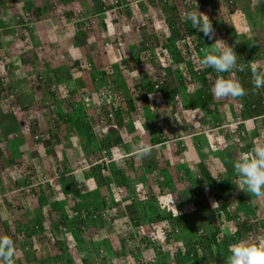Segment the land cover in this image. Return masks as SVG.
I'll list each match as a JSON object with an SVG mask.
<instances>
[{
	"label": "trees",
	"instance_id": "obj_1",
	"mask_svg": "<svg viewBox=\"0 0 264 264\" xmlns=\"http://www.w3.org/2000/svg\"><path fill=\"white\" fill-rule=\"evenodd\" d=\"M67 1L71 2V0H61V3L67 4ZM214 1L219 0H211V3H214ZM2 2L3 0H0V7L4 5V3ZM23 3L24 7L22 8L24 9H28L29 7L34 5L33 0H23ZM156 3L160 6H156ZM131 4H134L132 0H122L120 1V4L117 5H113L111 1V7L107 8H114L116 10L114 12L115 17L109 20L110 25L113 26V24L116 25V23L117 25H119L121 21L129 22L132 18V15L135 13V11L134 13H132L133 8L131 7L133 5ZM224 5H226L227 9L229 8L232 12H234V9L238 7L236 0H225ZM138 6V14H140L143 21L141 20L140 24L136 26L137 31H139V36L135 40L136 44L133 42L131 44H135V46L133 45V47H131L132 53L129 54L130 60L120 61L117 65L107 68L106 70H102V65L99 60V54H96L94 56H91V54H87V59H74L71 66H67L66 62H63L55 71H53L56 80L53 79L52 82H48L45 86V93L48 96L50 95L51 98L49 106H52V110L46 112V114H49L47 118L51 119L49 121L52 123V125H50L52 128L50 127V129H42L39 123L35 121V119H26L25 122H29V127L31 126L29 134L26 135L25 133H19L21 132L19 130H13V134H16V139L12 141H14L13 145L18 149V151L10 150L11 156L9 157V159L3 158L4 151L3 147L1 146L2 138H0V157H2L5 166H7V164H11V166L15 170L19 171L16 173L18 174V176L15 179H12L13 183L11 184V186H18L17 184L22 182L23 177L28 176L33 179L40 172L39 157H42V154L36 149L43 150L45 151L44 153L46 155H49V153H51L50 149H53V146L55 144L67 145L69 135L73 133L78 137L79 143H77V148H72V152L69 155V160L61 164H59L58 162L55 163L56 177H59L58 183L61 184L62 187H69L71 189L73 187V183H65L69 179H65L64 175L67 177L68 174H71L74 170H76L75 168H77V170H81V172L84 171L83 175L86 176V179H90L92 181L96 189L92 195L90 193L86 194V196H88L90 200L94 201V203L92 204L96 205V207L94 209L83 210V212L85 213H83L82 215H80L81 211L80 208L76 207L77 205H75L74 208L67 205L69 212H65L66 214L64 213L65 208L63 207L62 209H59L57 204H52V206H49L48 210V207L44 208L45 204L41 202L40 198L37 197L36 200L32 199L29 203L32 204L31 207L22 206V204L17 206L15 214H19V217L15 219V221H18L15 228L10 229L7 224L3 222V218H0V236L6 235L13 239L15 246L20 253V255H17L18 257L24 255V258L28 261L29 258H27L26 254L27 250H29L30 247L36 248L38 243L47 239L49 250H39L48 254V259H43L45 260V262L42 264H47L50 259L58 261V259L62 257L60 256L61 253L59 254V256L53 257H51L52 254H50V252L52 253V250H55L56 248L58 249L59 244L62 242L55 234L57 229L60 227H67L69 229H72L73 231H79L80 229L84 228L86 224L88 227H92L97 221L99 223L100 221H106L105 217H108V212L104 211V209L102 208L105 199L103 197H99L100 200L97 201V196H99L96 193L97 189L105 186L109 187L111 185L112 190L113 188H115L119 191H123L126 190L127 187H130V182L129 179L125 176L126 173L124 172L123 165L119 166V163H114L116 162L114 151L117 149L120 151V147H122L123 145V139L119 136L118 132L120 126H122V122L119 119V117H121V107H125L126 110L130 112L134 110L133 100H137V97H140V99H144L145 101H149L148 96L151 94V92H153V86H150V84L144 82L145 80H143L144 77L142 75H146V73L142 71V68H139L138 70H140L139 73L143 80L140 84H138L139 86L137 88H134L129 85L127 89L120 88L124 89V91H121L118 88V90L116 91L115 86L112 85L117 84L121 81L120 66L125 67L126 65L131 66L140 65L141 63H154V67L158 68L160 58H158L157 54H154L152 52V54L149 53L150 51H152V49L158 48L160 51H162L160 53L158 52V54L167 56V62H169L170 64V68L166 70V75L162 80L163 82H161V87H159V92L164 99L168 98L173 101L176 99V96L182 95L183 98H186V106L188 107V109L194 111L195 113H199L201 111H213L217 113L218 111L216 109L218 107H223L224 105L220 102L222 101V99H218L213 96L211 89L214 85L215 80L219 78L220 75H224L227 78L228 73L218 74L213 69L208 68L205 69L203 73L198 75L195 73V69H189L190 77L193 80H196L198 83L197 88L192 92L187 91L182 77H178L176 74H174V72H179L177 65L184 62H189V60L199 61L202 58V53L200 50L202 48L212 47V44L215 42L213 39H209L208 37H206L202 32L192 28L190 21L182 19V17H186V14L189 13V11L177 14L178 12H180L177 7L174 6L173 3L170 6V4H168L166 0H141L138 3ZM186 6L188 9L192 7L190 6V2H188ZM3 7H8V5L6 4ZM157 7L161 9L162 14H166V20L164 19L159 24L155 25V23H150V16H148L147 13L154 8L156 9ZM217 8L218 5L212 6L213 11L217 12ZM103 9L104 6H97V8H95V12L102 13ZM45 10L46 8L42 6H35L34 10H30L32 11L31 16L28 15L30 14L29 12L27 13V17L29 18L23 19L17 17L14 28H8L9 30L1 29L0 35L8 36V39L11 38L12 41H25L27 37H30L29 33H32L31 27L33 26V22L31 17L34 19H36V17L39 18L42 14H44ZM217 13H214V16H216ZM176 15L180 16L181 19L177 24L178 27H176V23L172 21ZM210 20L212 21L214 28L215 25H217V22L213 19ZM50 21L48 23V27L51 26ZM223 24L224 26L222 28L224 29L219 30V34L225 35V32L231 33V31L233 30L232 27L225 23ZM180 28L183 33L181 32ZM86 31L90 32V29L86 27ZM159 31H161V34L164 35L161 40H158L157 33H159ZM78 35L82 38H87L85 37V31H82ZM185 37H189V39L185 41ZM128 41L129 39H126V42ZM53 45L54 44H52V46ZM90 48L93 50L92 47ZM37 62H39V59ZM32 64L36 65V61H33ZM171 67L173 68L172 70ZM174 67L176 68L174 69ZM94 71L95 73H93ZM96 71H99V73L96 74ZM58 72L59 76L67 82L72 80L74 74L88 73L92 84L95 86V92L98 93V90L102 87L111 85V92H113V94L115 95L118 94L120 96L121 103L119 105L116 103H113L110 106L103 105L99 108V112L103 114L102 116H89L88 118L87 114L84 113L86 108H84L83 98L80 96L81 94L78 93V98H75L77 103H71L67 101V103H65L64 105V108L66 109L64 111V113L66 112V117L64 118V120L65 122L68 121V123L70 124L69 126L73 129L69 128L66 130V133H68V138L65 137L63 141L61 138H59L60 124L58 120L60 119V113L58 111V105L56 103V98L54 95V87L56 88L57 80L60 78H57ZM237 73L239 74V76H242L244 72L237 71ZM247 75L248 78L250 76L251 81L249 79L246 80L247 77L245 79V77L243 76L241 79H239V81L245 86V88L249 90L248 95L238 98L239 101H244V105L242 104V108H240L239 110L242 115L241 123L236 125V122L234 120L233 122L235 125L230 128L229 132L223 134L220 142L218 143L217 141H214L215 145H219L222 147L224 146V148H222L221 152L216 158L218 159L217 162L223 167L222 169L224 170V172L226 171L228 178H222L219 180L214 179L213 177L215 176L210 175L205 166L200 163L198 164V170L196 172H193L189 169H176V176L173 180L171 173L165 166L163 171H161L162 179L160 182H155V180L152 181L150 179L148 180L149 184L141 183L147 190V200L130 202L131 204L129 203V205L126 206L125 212L128 210L130 213V218L128 217L130 220V224L129 222H126L128 221V218H126L125 215L128 212L118 215V218L120 219H124L125 217L126 221L123 222L124 226L131 227V229H133V227L136 229L139 228L141 226L140 222L144 217H147L146 219H148L150 223H154L158 220L166 221L167 219H170L172 221L173 227H175L176 229L180 227V231H178V234L173 237H176L177 240L183 243L182 247L176 250H185V252L181 253L179 251H176L174 260H172V264H208L210 258H213L214 261L220 264H224L226 263L225 261L227 260V257L230 255L229 249L233 244L240 241L256 243L253 233L254 224L250 223L251 221L245 218V216H234V218H238V221H232L230 227H234L235 229L232 233L223 235L222 230L219 229V226L224 225L225 222L227 223L228 220L233 218L231 215L232 212L227 210V207L230 206V204H227V201L223 197L224 195L226 196V198L233 197V189L234 187H236V185L233 183V181L236 179L233 170V162L235 161L233 152L236 150L241 151L244 149V154L251 153V143L248 142L250 145L247 143L245 146H243V140H245V137H247V132L246 128L242 124V120L251 118V116L253 118L264 116V107H262L261 105L262 96L259 95L258 91H251L253 87L251 70H248ZM1 81L2 80L0 78V99H5L4 101L7 103L8 96L4 95L5 92L2 89L3 84L1 83ZM141 88H144L145 95L140 96L139 92ZM81 91V93L85 94V96L90 97L91 105L95 103L98 104V107L101 106L97 93L94 92V94L96 95L94 99L90 91L86 89H83ZM182 91H184L185 95L181 94ZM73 93L74 90L71 94ZM216 101H218V103ZM23 102L24 101L22 99L16 98L15 100H11L10 105L6 104V109L3 107L2 110H0V127L2 130L4 129V127L8 126L9 123L10 127L16 125L17 120L14 113L15 107H17L18 109L22 108ZM151 102L153 104L156 102L155 97H152ZM25 109H29V107L25 106ZM168 110V107H161L159 109H157L156 107V111L154 112L152 109L150 112V115L152 116L146 115V120H144L142 124L145 125L146 129L155 128L156 124L158 125L156 121L160 114V116L163 117L160 118L161 123H165L168 126L169 121L174 120L173 118L176 116L175 112H171ZM96 114H98V112ZM71 118L76 119L71 120ZM99 119H101L102 121V125L99 126L100 132L98 130H95L96 124L98 123ZM114 122L115 125L113 126ZM214 127L216 128V130L219 129L218 125H215ZM214 127L213 129H215ZM69 131L71 133H69ZM169 133L170 134H164L162 133V131L158 130L157 141L161 139L160 144L165 145L166 152H175L173 142L178 134H175L173 131H170ZM196 144H200V147H197ZM196 144L195 147L198 148V150H200V148L202 149L204 146L201 144V142H199V140L196 141ZM6 145H8L7 150H9L10 145L8 143H6ZM183 149H185V147ZM172 154L174 155L177 153ZM208 156H210V153H208L207 151L204 158ZM20 158L24 159L28 164L25 166L22 163V159ZM27 160H30V162H28ZM169 162H171L170 158H168V164ZM71 164H78V166L72 169ZM104 173H109L110 177H107V175L105 177ZM17 179L18 181L16 182ZM0 180H3L1 176ZM108 180H110V183L107 182ZM156 183L159 186H157ZM179 183H185L186 185H188L187 188H190V190H186L181 198H178L179 200H177L176 202L174 201V203L176 204L174 205L179 209L180 214L176 215V217L175 215H173L171 209V214L166 218L160 212V206L163 205L161 197L172 196L175 200V194H178L176 187ZM82 200L86 201L87 198L83 196ZM213 204L216 205V208L213 207L214 210H211ZM98 207H100L101 209H99ZM182 209H185V214H181ZM216 211H219L218 213L221 212L224 222H218V219L216 221V218L213 216ZM208 213H210L211 218H207ZM143 215L144 217H142ZM24 216L29 219V222H23ZM114 216L116 217L117 214H114ZM180 218L185 219L184 226L182 225L183 229L181 228V224H179L178 221ZM193 220H197V224L189 223V221ZM256 220H258L259 222H264V214H262L261 217L259 216ZM212 222H215V227L211 226ZM146 225H149V223L147 222ZM182 230L188 231L187 235H183ZM243 233H247L245 234V239H243ZM49 235H51L52 240L49 239ZM124 237H126L127 239L124 241L120 239V242L117 245V249H114L115 252H111L110 256L115 257V259H117V257L119 256V253L121 254V256L125 255L126 249L129 247L128 245L130 243H135L138 239H140L137 237V235L134 234V231L129 230L127 233H125ZM171 239L173 238L170 237L169 234L167 237H165V240H167L168 242H170ZM19 248L21 250H19ZM36 251L39 253L38 250ZM63 257V264H73V259L70 255H64ZM99 258L101 257L98 256L97 259ZM84 263L86 262L84 261Z\"/></svg>",
	"mask_w": 264,
	"mask_h": 264
},
{
	"label": "rangeland",
	"instance_id": "obj_2",
	"mask_svg": "<svg viewBox=\"0 0 264 264\" xmlns=\"http://www.w3.org/2000/svg\"><path fill=\"white\" fill-rule=\"evenodd\" d=\"M73 1L79 2L80 0H73ZM236 1H237L238 7L236 9H234L235 11L233 10L234 12H232L229 8L227 9L226 5H224L225 0L214 1V3H211V0H192L191 2L193 4H195V7L193 5V7L188 9L187 6L184 5L180 10L177 8L180 11L177 14L183 13L186 11H189V12L200 11V12L208 15L210 19H213L214 21H216L217 25H215V27H214L215 38L213 40L214 41H215V39L223 40V41H225V43H228V45L232 46L235 49V51L238 55V63H243V64L248 66L246 68V70L243 71L244 73L242 75L246 79V77L248 76L247 75L248 70L250 71L252 65H256V67L259 70H264V9H263L264 0H236ZM33 2H34L33 3L34 5L29 7L28 9H24V8H22V7H24L23 0H3L2 3H4V5H2V7H0V30L1 29L6 30L8 28L9 29L14 28L15 21L17 20V17L23 18V19L29 18L27 16L28 15L31 16L32 11H30V10H34L35 6H42V7L46 8L44 14H42L39 18L36 17L37 20L31 17L32 22H33V26L31 27L32 33H29L30 37H27V39L25 41L24 40L12 41L11 38L8 39V36L0 35V46H1L0 47L1 48L0 49V60L7 59L8 61H5V62H8V64H9L8 65L9 68L7 70L6 67H4V66H6L5 63L0 62L1 67L3 66V68H0V78L2 80L1 83L3 84L2 89L5 92L4 95H7L8 97H10V98L7 97V99H9V100H15L16 98H20V99L25 101L24 102V109L23 108L17 109V107H15V111H14L16 118H21V120H22V124L20 125V127L23 125V123H25L26 119H30L29 117L31 114L37 113L38 108H36V107H37L38 101L40 99V98H38V94L44 93L43 96H45V95L47 96V94L45 93V91H46L45 86L46 85L45 86L42 85V83H43L42 81L45 79L47 81V83L52 82V80H53L52 79V71H54L56 69V62L55 61L58 60L57 62L60 63V59L66 60L67 66H71V64L73 63L72 61L75 58L76 59H86L87 54H91V56H94L96 54L98 55L99 52L96 53L93 51L94 53H91L92 50H91L90 46L92 44H90V43H87V42L81 43V41H76V43H78V44H76L74 41H73L74 42L73 43L72 42V40H74L73 33L75 31V34L78 35L83 31L82 28L84 27L86 19H81V18H82V16L85 17L84 12L85 13H95V8H97V6L99 7L101 3H102V5H109L110 4V0H103V1L102 0H89L87 9L82 10L80 8H77V9H80V12L83 15H81V18L79 17V19L76 20V18L75 19L70 18L72 13H73V11L70 10L71 8L73 9V7L71 6L72 2L69 3L67 1L68 2L67 4L66 3L62 4L61 0H33ZM196 3H197V6H196ZM6 4L8 5V7H3ZM213 5H218V8H217L218 13L216 11H213V9H212ZM156 6H160V5L156 3ZM137 7L138 8L135 9V6H133L132 13H134L133 11H135V13L132 15L131 20L129 22L127 21V24L124 23V24L119 25L120 29L121 28L123 29L124 25L127 27L129 26V28H127L126 30H123L125 32L122 31V33L120 30L117 31L118 34H120L118 36V38L120 37L119 41H120V43H122V46H121V44H119V48H117V49L126 55H129V53H126V47H127L126 43H125L126 39L128 40L129 35L134 34V33H136L135 34L136 39L139 36L138 35L139 31H137L136 26H138L140 24L142 17L140 16V14H138L139 6L137 5ZM24 11H27V12H24ZM28 12L30 14L27 15ZM214 13H217L216 16H214ZM147 14H148V16H150V20H149L150 23H152V24L155 23V25L159 24L164 19L166 20V14H162L161 9L158 7L156 9L155 8L152 9ZM62 16H63V18H62ZM95 17L97 18V16H95ZM72 18H74V15L72 16ZM96 18H94L95 19L94 24H92L90 27V32L89 31H88V33L85 32V34H86L85 37H87L86 39H90L92 42H93V40H95V41L107 40L112 45L113 44L112 43V36L110 35L108 37V34L106 33V30L104 27L105 26L104 25L105 20L104 21L103 20L102 21H96ZM65 19H67V20H65ZM50 20H52V27L50 26V28H52V33L48 32V34H47L46 28L49 26L48 23ZM180 20H181L180 16L176 15L172 21L174 23H176V27H178L177 24L180 22ZM53 22L55 24H57V26H58L57 29H55V30H53V28H54ZM124 22H126V21H124ZM105 23L107 24V22H105ZM223 23H225L229 26H232V29H233V27L236 28V30L233 29L231 31V33L225 32V35H222V34L220 35L219 30L224 29V28H222L224 26ZM68 27H73V28H71L73 30L72 33L68 30ZM117 27H118V25H117ZM108 29H109V27H108ZM158 30H160V29H158ZM180 30H181V28H180ZM181 32H182V30H181ZM157 34H158V40H161L164 37V35L161 34V31H159V33H157ZM52 44H54V45L52 46ZM73 44H74V46H73ZM99 45H100V43H97V47ZM237 45H238V48H237ZM112 48H113V50H116L113 46L109 50H112ZM106 51H104V53H106ZM100 52H101V49H100ZM151 52L154 54H158V52L160 53L162 51H160L158 48H155V49H152V51H150L149 53L152 54ZM251 58H253V59H251ZM38 59H39V62H37ZM99 60H100V58H99ZM33 61H36V65L32 64ZM190 61L191 60H189V62H184V63L177 65V68H179L178 69L179 72L178 73L174 72V74H176L178 77L179 76L182 77L183 82H184L185 87L187 88L188 92H192L194 89H196L198 83L196 80H193L190 77V75L185 79V76L182 74L181 69H183V70L188 69V73H189V69H195L196 74L198 72L203 73V71L205 70V69L202 70L198 67L199 61H197V60H192L191 62ZM100 62L102 63L101 60H100ZM104 62L106 65V64H110V62H112V60L109 61V59H108ZM60 64H62V63H60ZM162 64L166 67V64H169V62L167 63L164 60L162 62ZM154 66H155L154 63L153 64H151V63H146V64L143 63L142 64L141 63L140 65H131V66L126 65L125 67L120 66V68H121L120 69L121 70V82H119L118 85L120 83H122L123 80L126 79V81L130 82L131 87H134V88H137L139 86L138 84H140L143 80H146L147 84H150L151 86H152V84H158L161 87V82H163L162 80L164 79V77L166 75L165 73L167 72L166 71L167 69H162L163 67H161V66H160L161 68L160 67L156 68ZM139 68H142V71L146 73V75H142L144 77L143 80H142V77L139 73V71H140V70H138ZM175 68L176 67H174V69ZM172 69L173 68L171 67V70ZM235 72H237V71H235ZM235 72H233L234 74L231 73L230 76L232 79L239 81V79H241L242 76H239L238 73L235 74ZM40 73H41V75H40ZM38 75H40L41 78H43V79L36 81V79L38 78ZM86 75L87 74H84L83 76H85L87 78ZM75 76L77 77V74ZM139 78L141 79V82H140ZM248 79L251 81L250 76H249V78L247 77L246 80H248ZM59 80H60V78H59ZM74 80L77 82L78 79L76 78ZM60 81H62V79ZM59 82L57 81V83H59ZM65 82H66V84L68 83L67 81H65ZM65 82H62V83H65ZM118 85L114 84L112 86H115V89L118 90V89H120ZM39 88H42V89H39ZM258 92H259L260 96L264 97V89L258 90ZM181 94L185 95L184 91H182ZM58 97H60V94L57 95V98ZM32 98H35L36 101H33ZM176 98H177L176 99V101H177L176 106H179V109L176 110V113H178V115H181L179 117L183 120L184 124H187V127H183V128H180L178 130L177 126L175 124L176 121L173 122L171 127L169 124L167 126L165 123H161L160 118H162V117L159 116L156 123H158V124L160 123V125L162 126V129H163L162 133H165V131H166L167 134H170L169 133L170 131H177L178 130V131L184 132V134L189 135V134L193 133V130H196L199 128V130H200L199 132H201V133L194 134V137H195V135L200 136V137H205L206 142L209 144H212V142H213L212 138L214 137V135H216V133H217V135L221 134V133H219L220 130H219V132H218V130L214 131L213 127H209V125H214V124L218 125L220 129H223L222 135L227 132V129H226L227 125L225 123L226 122L225 121L226 115H225V112H223L224 110H222V108L228 107V108L232 109L233 114H236V116H238V111L240 110V104L238 103L240 101L238 98H224V99H222V101H220V102L224 105H223V107H219L220 109L218 108L219 111L217 113H215L213 111L212 112L211 111H208V112L207 111H204V112L201 111L199 113H195L194 111H191L190 109H188V107L186 109H182V107H180V105H179V102L184 101V104H186L187 103L186 98H183L182 95L176 96ZM4 100L5 99H0V110H2L3 107L4 108L6 107L7 103ZM46 102H44V104H46ZM216 102L218 103V101H216ZM158 103L161 104V102H158ZM25 106L29 107V111H28V109H25ZM84 107L89 108V106H84ZM169 108H171V107H169ZM62 109L63 108L58 107L59 112H61ZM168 111L174 112L170 109ZM100 114L101 113L98 112L97 116H99ZM176 116H177V114H176ZM199 122H202V123L199 124ZM235 122H236V120H235ZM142 123H143L142 120L139 121V123H138V121L132 120L127 124H133L134 127L137 129L136 132H138V130H139L141 133H143L147 137V133L144 131V130H146L145 125H143ZM6 124H8V123H6ZM9 124L7 126L8 131L10 130ZM162 124H164V126ZM153 126H154V124H153ZM49 127H51V126H49ZM45 128L46 127H42V129H45ZM188 128H190V130H188ZM260 130H261L260 131V137H264V127H261ZM159 131H161V129ZM209 132H212V133H209ZM67 134L68 133H66L63 128H61V130H59V138H61L63 141H64L65 137L68 138ZM208 134H211L210 135L211 137H209ZM144 135H142V136L144 137ZM187 135H184V136L186 137ZM74 136L75 135L73 133L70 134L69 139L74 137ZM143 137H142V140H143ZM0 138H2L1 146H3V147L7 146L6 143L8 141V143L10 145L9 149L13 150V151L14 150L18 151V149L13 145V143H11L12 138H14V135L12 132L6 133L0 127ZM123 138H124L125 142L122 145V147L123 146L125 147V152H126L125 155L122 154V152H121L122 150L119 151L118 149L114 151V154L116 155V158L119 157V160L124 159V162L120 163L121 161H119V163L122 164L124 167V172L126 173L125 176L129 179V182H130L129 186L130 187L129 188L127 187L126 190L119 191L118 189H115V188H113V190H112V187H110V186L109 187L105 186V187H102L99 190V192H101V194H104L103 195V198L105 199L104 205H103V207L101 206L104 209V211H106V212L108 210L111 212L113 211V213L117 214V216L119 214H122V213L124 214V213L128 212L126 215H128V217H129L130 213L128 210L125 212V208L130 202L143 201L144 199L147 200V197L145 195V188L142 185L144 181L141 182V180H139V179L137 181L133 180V178H135L136 171L142 170L143 167H141V166L146 165L147 160L145 161V163L140 165L138 170L133 172V169H132L133 167L129 168V163H128L127 159L132 160L133 164H137V163L141 164L139 159L137 158L136 154L129 153V152H133L130 150H131V147L133 146V143H135V142H132V140H130V138L127 137L126 135H124ZM210 138H211V140H210ZM69 142H70V140H69ZM53 143H54V141H53ZM189 147L190 146H187V144H185V150L184 151H186V152L188 151L189 155H191V154L193 155L192 150H190ZM164 150L165 149L164 148L162 149L161 147H157V148L152 149V151L154 153H160L162 158H164V156H162V152ZM65 151H66L65 152L66 155L69 156L70 152H68V147L67 148L65 147ZM184 151H182V152H184ZM182 152H180V153H182ZM121 154L124 158H120ZM178 155H179V152L177 153V156ZM9 157L10 156L8 154L6 157H4V155H3L4 159H9ZM190 157H188V160L191 159ZM20 159H22V158H20ZM47 159H48V161H52V171H55V169H56V167H55L56 162L61 164V163H64L67 161L66 157L60 155V153H58V156H56L55 151H51V153H49ZM39 161L46 163V160L41 158V157H39ZM180 161H181V158L175 159V163L178 162L181 165H182V162H185V161H181V162ZM28 162H30V160ZM187 162H189V161H187ZM22 163L25 166L28 164L24 159H22ZM152 163L151 164L149 163V164H150V166H152L151 169H152V172L154 173L153 176L156 177L153 180H155V182H156V181H159L160 177H158V176H160V173L159 174L157 173V166L155 165L154 162H152ZM192 164L193 163L191 162V168H194L192 166ZM7 166H9V165L7 164ZM77 166H78V164H71L72 169H74ZM206 166L208 168H210V166H208V164H206ZM5 167L6 166L2 160V157H0V176L3 178V180H1L2 183H4L6 179L9 181L10 175L12 174V172L10 171L11 167H10L9 171L5 170ZM45 168L51 169V165H50V167L48 166V164L44 165V167L41 166L39 168L40 172L43 171L41 169H45ZM75 169L76 170L73 171V174L67 175V179H70V180L72 179L74 182L78 183V182H81V175H80L81 170H77V168H75ZM211 169L215 170V168H211ZM214 170H213V172H215ZM220 170H222L224 172V170L222 168ZM170 171L172 172L171 174L175 173L174 169H171ZM6 172H10L11 174L8 175V173H6ZM108 176L109 175H107V177ZM107 182L110 183V180H108ZM144 183H146V182H144ZM157 186H159V185L157 184ZM31 188H32V186H29V189H31ZM43 188H45V187H43ZM176 189H177V187H176ZM186 190H190V188L183 189V190L178 189V194H175V200L173 199L172 196L161 197L162 202H163V206H160V211L166 218L168 217V215L171 214L170 213L171 209H172L173 215L176 216V215L180 214V211L175 206L176 204L174 203V201L176 202L177 200H179L178 198H181V196L186 192ZM0 191H2V190L0 189ZM61 194L62 193H56V194L54 193L53 198H52V195L48 194V196H49L48 197V202H49L48 204H50V206H52L53 200L56 199L59 209H62L65 205H67L68 201ZM233 194L235 195L236 193L233 192L232 195ZM0 195H1V192H0ZM176 195H178V196H176ZM223 197L225 198L226 201L228 200L227 204L234 202L233 200L229 201L230 199H233V197L226 198L225 195ZM44 204L46 205V203H44ZM1 206L2 207L6 206L3 198H0V208H1ZM164 206H166L165 209H164ZM213 207L216 208V205L213 204L211 210H214ZM77 208H79V207H77ZM167 208H168V212L166 211ZM5 210H7V209H5ZM215 210H217V209H215ZM64 211L67 213L69 212V210L67 208H65ZM15 212L16 211L10 212L9 210H7V216L8 217L5 218L4 223H6L10 229L14 227L15 219H17L19 217V214L17 215V214H15ZM218 212L219 211H216L215 214H213V216L216 218V221L218 219L219 220L218 222H220V221L224 222L222 219L221 212L220 213H218ZM185 213H186L185 209H182L181 214H185ZM210 213H211V211H210ZM210 213H208L207 218H211ZM108 214H110V213H108ZM0 215L2 217L6 216L3 212H1ZM1 216H0V218H1ZM142 217H144V215ZM185 217H187V216H185ZM23 218H24V220L26 219L25 216ZM106 218H108V217H105V219ZM146 218L145 217L143 218L145 224L148 222L149 224H155V226H156L155 229H153L154 234L151 235L152 237L150 236L152 238V240H154L153 241L154 243H153V246H151V247H147V248L143 247L142 244L147 243V242H151V240H150L151 238L147 239L148 237H146L145 234H148V232L143 231V230H139L140 229L139 228L137 231L134 232V234L140 238L136 241V242H138V247L140 250H142L144 253H145V251H148V252L153 251L154 253H156L158 250H163V247H165V250H176L181 246L180 241L177 240L176 237H173L176 234H178V231H180V227L178 229L173 227L172 221L170 219L169 220L167 219L166 221H164V224H163V221L161 222L159 220L154 222V223L153 222L150 223L148 221V219H146ZM184 220L185 219H183V218H180L178 220L179 224H181V227L184 226ZM214 223L215 222H212L211 226L215 227ZM129 224H130V220H129ZM194 224H197V223H194ZM105 225L108 226L107 222ZM224 225H225V223H224ZM162 226H164V228H167L169 230L168 234L170 237L173 238L170 240V242L165 240V231H163V233L161 231ZM85 229H89V231H87ZM228 229H229V226H227V225L223 228V231H222L223 235H227L226 232H228ZM67 230H68V232H70L69 234H71L72 236L71 237L69 236L68 240L65 239V236L62 237L63 238L62 240L66 243V245H65L66 247L62 246L58 249L56 248L55 250H52V253L50 252V254H52L51 257L59 256L60 253H61L60 256H62V257H60V259H58V261L50 259L47 264H63V262H64L63 256L64 255H70L71 258L73 259V264H110L109 261H110L111 256H109L106 253V250H104L102 248H97V249L95 248L94 249V245L91 242V240L93 238V237H91V233H95L93 227L87 228V224H86L85 227L80 229L79 231H77V230L73 231L72 229H67ZM112 231L114 232V229H112ZM80 234H82V238L84 239V241L82 240L84 242L83 246L86 243L85 248H82L84 251L78 250L79 245L76 246L77 242L79 240ZM97 235L95 234L94 237H96ZM98 237H99V235H98ZM143 238H145L144 242L142 241ZM257 238L258 237H256V239ZM260 238L263 239L262 236ZM106 244L107 243H105V245ZM108 244L111 245V243H109V242H108ZM117 245L118 244L115 243L113 246H117ZM130 246L133 248V249L132 248H130V249L134 250L133 251L134 254L131 256V257H133V258H131L133 260L132 263H134V264L135 263L136 264H147L144 262L145 256H147V255H144L143 253L140 254V252L138 250H135V249H138L135 245L131 244ZM130 249L128 247L126 249V253H128V252L132 253V251H130ZM19 250H21V249H19ZM95 250L98 251V254L101 258L95 259V255H94ZM26 254H27V258H29L28 261L24 258V255H22L21 257L17 256L16 264H35V263L42 264L45 262V260H43V259H48L47 253H45L43 251H39V253H38L36 251V248H34V247H30L29 250H27ZM17 255H20L18 250H17ZM34 258H35V260H34ZM139 259L140 260L142 259L143 262H141ZM84 261L86 263H84ZM126 262H128V261H125L122 264H125ZM208 264H220V263L214 261L213 258H210ZM224 264H226V263H224Z\"/></svg>",
	"mask_w": 264,
	"mask_h": 264
},
{
	"label": "crops",
	"instance_id": "obj_3",
	"mask_svg": "<svg viewBox=\"0 0 264 264\" xmlns=\"http://www.w3.org/2000/svg\"><path fill=\"white\" fill-rule=\"evenodd\" d=\"M88 3H89V0H80L79 2H77V1L74 2L73 1L71 3V6L73 7V9L74 8H80L82 10H85V9L88 8ZM70 10H72V8ZM84 15H85V17H84L85 19L90 17L89 13H85L84 12ZM114 17H115V14H114L113 18ZM99 21H101V20H99ZM50 23H51V27H52V20H51ZM124 23L127 24V22L121 21L119 23V25L120 24H124ZM104 25H105L104 27H105L106 33L108 34V37L110 35L112 36V43L114 45H110L109 44L108 47L105 48L103 43H107L108 42L107 40H103V41H95V40H93V42H92L90 39L82 38L81 36L76 35L75 31L73 33L74 40H72V42L74 41L75 43H76V41H81V43H86L87 42V43L92 44L90 47H92L93 50L96 53H98V52L100 53V54L99 53L98 54L100 55L99 58L102 61V63L100 62L101 65H102V70H106L107 68L113 67V66L117 65L120 61L130 60V55L123 54V52H121L120 50L117 49V48H119V44H121V46H122V43H120V41H119L120 37L118 38V36L120 34H118L117 31L120 30L121 33H122V31L126 30L127 28H129V26L127 27V26L124 25L123 29L122 28L120 29L119 25L117 27V23H116V25L113 24V26H112V25H110L109 22H107V24L105 23ZM108 27H109V29H108ZM230 27H232V26H230ZM71 28H73V27H68V30L72 33L73 30ZM233 29L236 30V28H234V27H233ZM48 32L52 33V28H50V27L46 28V33L48 34ZM123 32H125V31H123ZM135 34L136 33L129 35V41L128 42L125 41L126 46H127L126 47V53H129V54L132 53L131 47H133V45L135 46V44H136V42H135V39H136ZM132 42L135 43V44L131 45ZM97 43H100V45L98 47H97ZM76 44H78V43H76ZM73 46H74V44H73ZM112 46L116 50H113V48H112V50H109V49H111ZM100 49H101V52H100ZM93 50H92L91 53H94ZM104 51H106V53H104ZM86 59H87V57H86ZM108 59H109V61L112 60V62H110V64H106L105 65L104 61H106ZM5 61H8V60L7 59L0 60L1 63H5L6 66H4V67H6V69L8 70V68H9L8 65L9 64H8V62H5ZM57 61H55L56 62V69L58 68V66H60V63L66 62V60H61V59H60V63H58ZM0 68H3V66L1 67V65H0ZM93 73H95V71ZM97 73H99V71H96V74ZM84 74H87L86 75L87 78L85 76H83ZM81 75H82L81 73L77 74L76 78L78 79L77 80L78 82H76L74 80V77H75L74 76L72 78V80H70L68 82V84H66L64 87L62 85H57V88L55 89V94L54 95L56 96L55 97L56 98L55 99L56 103H57L58 107L63 108L62 111L59 112L60 113V115H59L60 119L58 121H59L60 125L59 124L58 125L60 126V130H61V128H63L65 132H66L67 129L72 128V127L69 126L70 124L68 123V121L65 122V120H64V118L66 117V112L64 113V111L66 110L64 108L65 103H67V101H69L71 103L72 102L77 103L75 98H78V93L81 92V89H86V90L90 91L92 93V96H93L94 99H95V96H96L94 94L95 86L92 84L90 76H88V73H83V75L82 76ZM58 77H60L59 76V72L57 74V78ZM52 79L56 80L53 71H52ZM57 81L59 82V79ZM140 82H141V79H140ZM144 82H146V80ZM116 85H118V83ZM129 85H130V82L126 81V79H125L118 86H119V88L127 89L129 87ZM124 89H119V90L124 91ZM73 90H74V93L71 94ZM43 94H41V93L38 94V98H40V99L38 101V104H37L38 107L37 108H38V113L40 114V116H44L46 111L47 112L49 111L48 103L51 102L50 96H48V95L47 96L46 95L43 96ZM58 94H60V97L57 98ZM152 97H155V101L156 102L154 104L151 102ZM8 98H10V97H8ZM32 99H33V101H36L35 98H32ZM148 99H149V101L148 100L145 101L144 99H140V100H138V99L135 100L134 99L133 100V102H134V104H133L134 110H132L130 112H128V110H127V112H124L121 115V117H119V119L122 122V126H120V128L118 130L119 136L123 139V144L125 142L123 137H124V135H126L127 137L130 138V140H132V142H135V143H133V146L134 145H138L141 142H144L147 145H149L151 147V149H154V148H157V147H161L162 149L164 148L165 150L162 152V156H164V158L161 157L160 153H154L152 151L150 156L145 157L143 159H139L141 164H139V163L133 164L132 160H128L127 159L128 163H129V168L133 167L132 168L133 172L138 170L140 165L145 163V161L147 160V164L144 165V166H141V167H143L142 170L136 171V175H135V178H133V180L137 181L139 179V180H141V182L144 181V182H146L148 184H149L148 180L151 179L153 181V179L156 178V177L153 176L154 173L152 172V169H151L152 166H150V164L152 162H154L155 165L157 166V173L158 174L160 173V176H158V177H160L159 178V182L162 179L161 178L162 177V172L161 171H163L165 166L167 167V169H168V171L170 173H172L170 171L171 169H174L175 173H176V169H185V170L189 169V170H191L193 172H196L198 170V164H200V163H202L205 166V168L207 169V171L209 172L210 175L215 176L218 179H222V178L223 179H227L228 175H227L226 171L223 172L222 170H220L223 167L221 166V164L219 165V163L217 162L218 159L216 158V157H218V154L221 152V150H222V148H224V146L222 147V146H219V145H215V143H214V141H217L218 143L220 142V139L223 137V135H222V133H223L222 130L223 129L219 128L220 132H219V129H217L218 132L221 133V134L217 135V133H216V135H214V137L212 138V141H213L212 144L207 143L205 137H200L199 136L196 139H193L194 138V134L198 133L197 129L193 130V133L191 135H189V136L187 134H184V132L178 131L180 128L187 127V124H184L183 120L179 117L181 115H178V113H176V110L179 109V106H176L177 105L176 103L173 104L171 102V100L168 99V98H166V101H165L162 98L161 93H157V92H151V95L148 96ZM44 102H46V104H44ZM158 102H161V104H159ZM262 102H261V105H262V107H264V97L263 96H262ZM10 103H11V100L8 99L7 100V104L10 105ZM238 103L244 105V101H240ZM97 105L98 104L93 103L91 105V107L86 108V110L84 109L85 110L84 113L87 114L88 118H89V116L90 117L97 116L96 113L99 112V108H100ZM137 106L140 107V109H141L140 112H138L136 110ZM156 107H157V109H159L161 107H168V108L171 107L169 109L174 111L177 114V116H175L173 118L174 120L169 121V124L172 125L173 122L176 121L175 124H176L178 130L177 131H173V132L175 134H179L184 139V143L187 144V146H190L189 149L192 150L193 155L192 154L189 155L188 151L187 152L186 151L182 152V150H176L175 152H173V151L172 152H166L165 145L164 144H160L161 139L159 141H157L158 140V137H157L158 130H160V129H161V131L163 130L162 126L160 125V123L158 125H156L155 128H150V129L147 128L146 130H144L147 133V137L143 133H141L139 130H138V132H136L137 129L134 127L133 124H127L129 121H132V120L133 121H138V123L141 120L144 122V120H146L145 119L146 115L147 116L148 115L152 116V115H150V112H151L152 109H153V112L156 111ZM218 108L216 109L217 111H219V109H220V108L219 109ZM222 110H224L223 112H225V115H226V119H225V121H226L225 123L227 125L226 129H227V132H229L230 128L235 125L233 121L235 119H238L239 116L241 118L242 115H241V112L238 111V116H236V114H233L232 109H230L228 107L227 108L223 107ZM102 115L103 114H100V116H102ZM159 116H160V114H159ZM61 118H62V120H61ZM74 119H76V118H74ZM74 119L71 118V120H74ZM16 120H17L16 125L15 126H11L9 131L8 130L6 131L7 126L4 127L3 130L6 133H11V132L13 133V130H19L20 131L21 130L20 125L22 123V120H21V118H16ZM201 123L202 122H199V124H201ZM242 124L246 128V132H247V134H246L247 137H245V140H243L244 141L243 142V144H244L243 146H245L249 142V143H251V145L249 143L248 144L253 147V144H254L255 141H256V144H264V137H260V131H261L260 128L264 127V116L257 117V118H253L251 116V118H248L246 120H242ZM162 125L164 126V124H162ZM214 126H215V124L214 125H209V127H214ZM215 130H216V128L214 129V131ZM69 133H71V132L69 131ZM209 133H212V132H209ZM141 134L144 135V137ZM164 134H167V132L165 131ZM184 135H187V136L185 137ZM210 135L211 134H208L209 137H211ZM142 137H143V140H142ZM12 140H11V143H14V141H12ZM69 140H70V142H69ZM69 140H67V145H62V144L61 145L60 144L59 145L58 144L54 145L53 146L54 149L51 148L50 151H52V150L55 151L57 156H58V153H60V155L66 157V160H69V156L66 155V153H65L66 152L65 151V147L66 148L68 147V152L71 153L72 152V148H74V147L77 148V146H78L77 143H79V139L75 135L74 137L70 138ZM198 140H199V142H201L202 145H204L202 149L200 148V150H198V148L195 147L196 141H198ZM210 140H211V138H210ZM7 143H8V141H7ZM7 146H4V147L2 146L3 147V151H4V157H6L7 154L9 156H11L10 149L6 150V149H8ZM133 146L131 147L130 151H133ZM196 146L200 147V144H196ZM121 150H122L121 151L122 154L125 155L126 152H125V147L124 146L121 148ZM207 151H208V153H210V156L204 158V156L206 155ZM178 152H179L178 156H177V154H174V155L172 154V153H178ZM180 152H182V153H180ZM243 152H244V149L241 150V151H237V150L234 151L233 152L234 153L233 156H235L234 159L236 160L237 158L245 155ZM129 153H134V151L133 152H129ZM122 154L120 155L121 156L120 158H124L122 156ZM188 157H190L191 159L188 160ZM41 158L46 160V163H41L42 167H44V165H47V164H48L49 167L51 165V169H48V168L43 169V173L47 176V180L50 181L48 186H47L48 190L45 191V189L43 188L44 191H45V195L43 193L42 197L40 198L41 202L46 203L44 208L48 207V210H49L50 204H48L49 203L48 202V197H49L48 194L52 195V198H53L54 193L55 194L56 193H62L61 195L64 196L65 199L68 201L67 205L69 207L72 206L74 208V206L77 205L76 207H79L80 211H81L80 215L85 213V212H83V210H85V209H87V210L88 209H94L96 207V205L92 204V203H94V201L90 200V198L88 196H86V194H89V193L92 195L93 192L96 189H95V185H93L92 181L90 179H86V176L83 175L84 171L80 172L81 173L80 174L81 175V182L76 183L72 179L71 180L69 179L65 183H67V182L73 183V187L71 189L69 187H62V185L58 183V178L59 177L58 176L56 177V173H54L55 171H52V161H48L47 157H41ZM168 158H170V160H171V162H169V164H168ZM176 158H181V161H185V162H182V165L178 163L179 161L177 163H175V159ZM115 160H116L115 164H118L119 161H121L120 163L124 162V159L119 160V157L116 158ZM187 161H189V162H187ZM191 162L193 163L192 166L194 168H191ZM120 163H119V166L122 165ZM206 164H208V166H210V168H208L206 166ZM10 167H11V169H10ZM6 168L8 170L10 169V171L12 172V174L10 172H6V173H8V175L11 174L10 175L11 179H14V178H16L18 176V174H16V172H19V171L15 170L11 166V164H9V166H7ZM211 168H215V170L211 169ZM213 170L215 172H213ZM175 173L171 174L173 180L175 179V176H176ZM71 174H73V172ZM106 175H109V173H104L105 177H106ZM64 178L67 179V177L65 175H64ZM1 183L2 182H0V188L4 189V187H2L3 184H1ZM187 186L188 185H186L185 183H179V184H177V191H178V189H182V190L183 189H187ZM110 187H111V185H110ZM101 188L97 189V194L99 195V196H97V201L100 200L99 197L102 198L103 195H104V194H101V192H99V190ZM233 190H234L233 192H235L236 194L233 196V199H230L229 201L233 200L234 202L230 203V206L227 207V210L232 212L231 215H232L233 218L228 220L227 223L225 222V225L219 226V229H221L222 231H223V228L226 225L229 226L228 232H226L227 234H230V233H232L235 230L234 227H230L232 221H234L237 218V217L234 218V216H236V215L238 217L239 216H241V217L245 216V218H247V219H249L251 221L250 223H253V221H256L254 219H257L259 216L261 217V215L264 214V200H258L257 198L251 196L250 194L238 190L237 187H234ZM0 192H1L0 197L1 198L4 197L5 196L4 192H2V191H0ZM83 196H85V198H87L86 201L82 200ZM52 204H54V205L58 204L57 200L54 199ZM67 205H65L64 208H67ZM22 206L31 207L32 204L22 205ZM5 208H7V207L6 206H4V207L1 206V210H0V213L3 212L6 215L5 217L1 216V218H3V220H4V221L2 220L3 222H5V218L8 217L7 216V210H5ZM98 208L101 209L100 207H98ZM166 211L168 212V208L166 209ZM107 212L110 213V214H108V218H107L106 221H100V223L97 221L92 226L94 231H95V233H91V237H93L91 242L94 245V249L95 248L96 249L97 248H102V249L106 250V253L110 256L111 252H115L114 248H115V250L117 249V246H113V245L115 243L118 244L120 242V239L122 241L127 239L126 237H124V235H125V233L128 232V230L135 232V231H137L140 228V230L148 232V234H145V236L148 237L147 239L151 238L152 237L151 235L154 234L153 233V231H154L153 229H155V227H156L155 224L146 225L144 220L142 219V221L140 222V224H142V225L138 229H136V228L131 229V227L124 226V223H123L124 221L122 219L118 218V216L115 217L114 216L115 213H113V211L111 212V211L108 210ZM64 213H65V211H64ZM27 219L28 218H26L23 222H25V223L29 222V219L28 220ZM196 221L197 220L189 221V223H196ZM17 222L18 221H15V225H14L13 228H15ZM106 222H107L108 226L105 225ZM87 228H89V227L87 226ZM181 228L183 229V227H181ZM112 229H114V232L112 231ZM85 230L89 231V229H85ZM182 231H183V235L184 234L187 235L188 231H186V230L185 231L182 230ZM55 234L57 235L59 240H60V238L62 239V236H61L62 233L60 234L58 229L55 232ZM95 234L96 235L98 234L99 237H98V235L96 237H94ZM245 234H247V233H243L242 234L243 235V239L246 238ZM262 234H264V233H262ZM69 236L71 237L72 235L71 234H68L67 236L65 235V239L68 240ZM49 239L52 240L51 235H49ZM82 240L84 241V239L82 238V234H80L79 240H78L77 245H76V246L79 245L78 250H83L82 248H85L86 243L83 246L84 242ZM150 240H152V238ZM142 241L144 242L145 238H143ZM62 242L59 244V248L66 245V243L64 241H62ZM108 242L111 243V245H109ZM105 243H107V244L105 245ZM180 243H181L180 244L181 246L179 248H181L182 245H183V243L181 241H180ZM132 249H130V251H132V253L128 252L129 254L126 253L125 256L122 255L123 257L121 256L120 253H119V256L117 257V259H115V257L111 256L110 257V261H109L110 264H122L125 261H128L125 264H134V263H132L133 260L131 259V258H133L131 256L134 254V252H133L134 250H132ZM36 250H49V245H48L47 239L43 240L40 243H38V245L36 246ZM109 250H110V252H109ZM138 251L140 252V254L143 253L144 255H147V256H149L150 254L152 256L155 255L156 259L158 261V262L157 261L154 262L156 264H159V262H160V264H172V260H174L176 251H179L181 253L185 252V250H165V247H163V250H158L156 253H154L153 251H149L150 253L148 251H145V253H144L142 250H139V249H138ZM94 255H95V259L98 258L99 254H98L97 250H95ZM147 256H145V257H147ZM35 264H37V263H35Z\"/></svg>",
	"mask_w": 264,
	"mask_h": 264
},
{
	"label": "clouds",
	"instance_id": "obj_4",
	"mask_svg": "<svg viewBox=\"0 0 264 264\" xmlns=\"http://www.w3.org/2000/svg\"><path fill=\"white\" fill-rule=\"evenodd\" d=\"M111 1L112 0H110V3H111ZM71 2H73V0H71ZM69 3H70V1H69ZM131 5L135 6V9L138 8L137 7L138 4H131ZM101 6H104L102 13H97V12L96 13H89L90 17L86 19V22H85L84 27H83L84 29L82 28L83 32L85 31L88 33V31H86V27L90 29L91 25L94 24V21H95L94 18H96L95 15L98 18V19L96 18V21H99V20L104 21L105 20V22H109V20L111 18H113L114 12L116 9L107 8V7H111L110 4L109 5H102V3H101L100 7ZM133 6L131 8H133ZM118 8H123V7H118ZM71 11H73L71 17L69 16L71 19L76 18V20H77V19H79V17L81 18V15H83L80 12V9L74 8ZM73 15H74V18H72ZM81 19H85L84 16H82ZM182 19H185L186 21H190L192 28L197 29L198 31L202 32L209 39L215 38V29L213 28L212 21L210 20L208 15H206L200 11H191V12L186 14V17H182ZM65 20H67V19H65ZM105 22H104V24H105ZM53 24H54L53 30L57 29V27H58L57 24H55L54 22H53ZM103 44L109 45L110 43L107 42V43H103ZM200 51L202 53V58L199 60V64H198V67L200 69L203 70V69L211 68L218 74L228 73L227 78L224 75H220L219 78H217L215 80L214 85L211 89V92L215 98H218V99L241 98V97H244V96L249 94V90L246 89L245 86L240 81L232 79L230 76L231 73H233L235 71L243 72L248 67L247 65H245L243 63H238V55L232 46L228 45V43H225V41H223V40L215 39V42L212 44V47L202 48ZM157 55H158V58H160L159 67L161 66V67H163L162 69L168 70V68H170V64H166V67L162 64V62L164 60L167 62V59H166L167 57L163 54L162 55L157 54ZM33 65H35V64H33ZM250 70H251L252 85H253L251 91L257 92L258 90L264 89V70H259L255 65H252ZM186 73H187V75L182 73L185 76V79L189 76L188 69L186 70ZM235 74H237V72H235ZM40 75H41V73H40ZM40 75H38V78L36 79V81L43 79V78H41ZM75 75L76 74H74L73 76H75ZM75 77H74V79H75ZM61 79H62V81H60ZM60 80H59L60 82L57 83V85L65 86V84H66L65 80L62 77H60ZM42 82H43L42 85H44V86L47 84V81L45 79ZM62 82H65V83H62ZM152 86H153V92L160 93L159 92L160 86L158 84H152ZM56 88H57V86H56ZM56 88L54 87V89H56ZM39 89H42V88H39ZM81 90H83V89H81ZM137 91H135V92H137ZM81 92L79 94H81L80 96L83 98V95H85V94H83ZM139 93H140V96L145 95L144 88H141ZM137 99L140 100V97L139 98L137 97ZM176 99L171 101V102L173 104L174 103L177 104ZM164 100L166 101V99H164ZM24 102H23V107H24ZM83 104H84V106H91V99L89 101V104L86 105L84 102H83ZM49 105H50V103H48V106ZM100 105L101 106H99V107L103 106L101 103H100ZM179 105H180V107H182V109L187 108L186 104H184V101L179 102ZM240 108H242V104H240ZM121 109H122L121 115L124 112H127L125 107H121ZM50 110H52V106L51 107L49 106V111ZM136 110L138 112H140L141 109L139 106H137ZM28 111H29V109H28ZM47 116H49V114H46V113L44 116H40V114L37 111V113H33L30 115V119H32V118L35 119V121H37L39 123L41 128L46 127V129H50L49 126L52 125V123L49 121L51 119H48ZM235 120H236V125L241 123L240 117L238 119H235ZM34 123H33V125H34ZM43 123H44V126H43ZM101 125H102V121H101V119H99L98 123L96 124L95 130H98L100 132L99 126H101ZM114 125H115V122H114L113 126ZM30 127H29V122L23 123V125L21 126V130H20L21 132H19V133H25L26 135L29 134ZM188 130H190V128H188ZM197 130H198V133H196V134L201 133V132H199L200 131L199 129H197ZM13 135H14V138H12V139L14 140V139H16L15 138L16 134H13ZM189 135H191V134H189ZM197 137H199V136L195 135L194 139H196ZM173 147L175 148V151L176 150H182V151L185 150V149H183L185 147L184 139L179 134L177 135V137L175 138V140L173 142ZM121 148L122 147H120V150H121ZM36 150L42 154V157H48V155H46L44 153L45 151H43V150L39 151L38 149H36ZM133 151L136 154L138 159H143V158L151 155L152 149L146 143L141 142L140 144L133 146ZM41 163H43V162L40 161V167H41ZM6 167H5V170L9 171ZM41 170H43V169H41ZM233 170H234V173L236 176V179L233 181V183L236 185L238 190L246 192V193L250 194L251 196L257 198L258 200H264V144H256V141H255L253 144V147L251 148V153L245 154V155L237 158L233 162ZM213 178L219 180L216 177H213ZM17 181H18V179L16 180V182ZM0 182H2V181L0 180ZM49 182L50 181L47 180V176L43 173V171L39 172L38 175H36L35 178H33V179H31L28 176L23 177L22 182L17 184L18 186H16V185L11 186V184L13 183L12 179L10 178L9 181L6 179V181L4 183H2L3 184L2 187H4V189L0 188L2 190V192H4V194H5V196L2 197L3 199H5L4 201H5V204L7 207L5 209L9 210L10 212L16 211L17 206H19L21 204L22 205L29 204L32 199L36 200L37 197L41 198L43 193L45 195V191L48 190L47 186H48ZM13 186H14V188H13ZM29 186H32V188L29 189ZM43 187H45L44 188L45 191H44ZM165 207H164V209H165ZM0 210H1V208H0ZM125 216H126V218H128L127 215H125ZM106 220H107V218H106ZM127 220L128 221H126V219L124 217L123 221H126L128 223L129 218ZM254 220H256V219H254ZM256 221H258V220H256ZM163 224H164V221H163ZM253 224H254V229H253L254 240L256 241V243H248L246 241H240V242L233 244L229 249L230 255L227 257L226 264H264V234H262V233H264V222L253 221ZM62 228H65L66 230L69 229L67 227L58 228V231L60 234L62 233L61 232ZM258 228H260V230ZM11 229H13V228H11ZM161 231H162V233H163V231H165V237L168 236L169 230L167 228H164V226H162ZM67 232H68V230H67ZM69 233L70 232H68L67 234H69ZM61 236L64 237L65 236L64 233ZM261 236L263 239L260 238ZM256 237H258V238L256 239ZM62 239L60 238V241H63ZM153 241L154 240H151V242H147L146 248L153 246V243H154ZM131 244L135 245L139 249L138 242L130 243L128 245L130 248H132L130 246ZM138 249H135V250H138ZM148 257H153L155 259V262L157 261L155 255L152 256L150 254L149 256L145 257V260ZM16 259H17V248L15 246L13 239L9 236H6V235L0 236V264H16ZM146 263L147 264H153L150 262H146Z\"/></svg>",
	"mask_w": 264,
	"mask_h": 264
},
{
	"label": "built area",
	"instance_id": "obj_5",
	"mask_svg": "<svg viewBox=\"0 0 264 264\" xmlns=\"http://www.w3.org/2000/svg\"><path fill=\"white\" fill-rule=\"evenodd\" d=\"M120 1L122 0H112V3L113 5H117V4H120ZM134 4H138L141 0H132ZM168 4L172 5V3L174 4V6H176L179 10L184 6V5H187L188 2H190V5L193 7H195V4H193L191 1L192 0H166ZM196 6H197V3H196ZM184 13V12H183ZM189 39V37H185V41ZM105 47L108 46V44H105L104 45ZM181 69V68H180ZM182 73L186 74V70H183L181 69ZM198 75H200L201 73L198 72L197 73ZM157 87V86H156ZM111 86H104L102 87L101 89L98 90V97H99V100H100V103L102 105H105V106H110L111 104L113 103H116V104H120L121 103V98L120 96L117 94H113V92H111ZM89 101H90V98L88 96H85L83 95V102L87 105L89 104ZM112 117V116H111ZM175 144V143H174ZM145 195L147 197V190L145 189ZM145 200V199H144ZM163 206V205H161ZM165 207V206H164ZM236 221H238V218L236 219ZM260 230V228H258ZM61 232L62 234L64 233V235H68L67 233V230L65 228H62L61 229ZM143 247H146L147 246V243H144L142 244ZM141 246V247H142ZM142 247V248H143ZM141 262H143V260L141 259L140 260ZM145 263L146 262H150V263H154L155 262V259L153 257H148L146 258V260L144 261Z\"/></svg>",
	"mask_w": 264,
	"mask_h": 264
}]
</instances>
